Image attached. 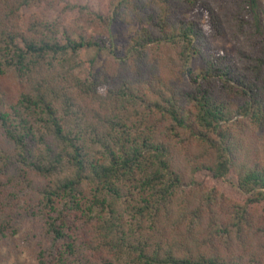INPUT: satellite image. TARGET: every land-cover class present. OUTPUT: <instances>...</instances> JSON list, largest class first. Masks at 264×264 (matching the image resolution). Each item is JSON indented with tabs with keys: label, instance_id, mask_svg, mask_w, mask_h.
Returning <instances> with one entry per match:
<instances>
[{
	"label": "trees",
	"instance_id": "1",
	"mask_svg": "<svg viewBox=\"0 0 264 264\" xmlns=\"http://www.w3.org/2000/svg\"><path fill=\"white\" fill-rule=\"evenodd\" d=\"M255 6L0 0V233L30 235L26 257L0 236V264H264ZM117 23L137 26L125 47Z\"/></svg>",
	"mask_w": 264,
	"mask_h": 264
},
{
	"label": "rangeland",
	"instance_id": "2",
	"mask_svg": "<svg viewBox=\"0 0 264 264\" xmlns=\"http://www.w3.org/2000/svg\"><path fill=\"white\" fill-rule=\"evenodd\" d=\"M254 14H258V17L262 21V28L264 29V0H256V6L254 8ZM136 25H128V24H113L111 32L113 37L114 44L119 45L120 47H125L127 44L128 39L132 36V34L136 31ZM90 35L94 34L93 30H89ZM213 45L217 47L219 51L231 53L233 50V42L227 38H219L213 42ZM110 53L109 49L105 48L102 51H98L96 49H84L81 51V58H82V65L80 68V73L83 76H88L91 72L98 71L109 59ZM196 63V61H195ZM194 63V64H195ZM199 66V62L196 63ZM4 88L8 92V98L14 100V95L16 94V89L12 84L6 82L4 84ZM5 212V211H4ZM17 223L14 225V229H18V231L13 234V230H11L12 234L10 233V229H6L0 233V236L4 238V243L7 246H12L17 248L19 251H22V256H27L26 245L24 243V238L26 239L30 236L27 233V225H25V218L16 219ZM28 221V220H27ZM13 224V223H11ZM25 226V227H24ZM3 234V235H2ZM30 238V237H29ZM5 245V246H6ZM6 249L4 248V252Z\"/></svg>",
	"mask_w": 264,
	"mask_h": 264
}]
</instances>
